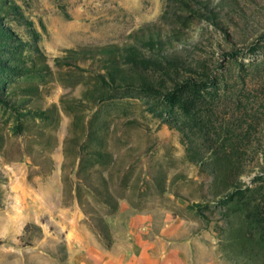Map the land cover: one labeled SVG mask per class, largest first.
<instances>
[{
    "label": "rangeland",
    "instance_id": "1",
    "mask_svg": "<svg viewBox=\"0 0 264 264\" xmlns=\"http://www.w3.org/2000/svg\"><path fill=\"white\" fill-rule=\"evenodd\" d=\"M106 257L264 264V0H0V264Z\"/></svg>",
    "mask_w": 264,
    "mask_h": 264
},
{
    "label": "crops",
    "instance_id": "2",
    "mask_svg": "<svg viewBox=\"0 0 264 264\" xmlns=\"http://www.w3.org/2000/svg\"><path fill=\"white\" fill-rule=\"evenodd\" d=\"M110 252H111V250L108 249V250H107V253L109 254ZM98 264H111V259H109L108 257H106V258L104 259V261H103V260L98 261Z\"/></svg>",
    "mask_w": 264,
    "mask_h": 264
},
{
    "label": "trees",
    "instance_id": "3",
    "mask_svg": "<svg viewBox=\"0 0 264 264\" xmlns=\"http://www.w3.org/2000/svg\"><path fill=\"white\" fill-rule=\"evenodd\" d=\"M113 49V48H112Z\"/></svg>",
    "mask_w": 264,
    "mask_h": 264
}]
</instances>
